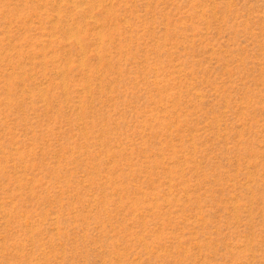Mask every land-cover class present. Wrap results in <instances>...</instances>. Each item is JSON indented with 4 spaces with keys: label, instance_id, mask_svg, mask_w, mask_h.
<instances>
[{
    "label": "rangeland",
    "instance_id": "374dc122",
    "mask_svg": "<svg viewBox=\"0 0 264 264\" xmlns=\"http://www.w3.org/2000/svg\"><path fill=\"white\" fill-rule=\"evenodd\" d=\"M0 264H264V0H0Z\"/></svg>",
    "mask_w": 264,
    "mask_h": 264
}]
</instances>
